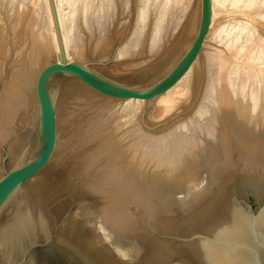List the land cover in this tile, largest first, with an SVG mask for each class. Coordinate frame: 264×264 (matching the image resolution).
<instances>
[{
  "label": "rangeland",
  "instance_id": "1",
  "mask_svg": "<svg viewBox=\"0 0 264 264\" xmlns=\"http://www.w3.org/2000/svg\"><path fill=\"white\" fill-rule=\"evenodd\" d=\"M167 1L168 0H157V1L156 0H57V1L53 0L55 15L57 17L60 34H61V27L59 25L60 21L58 20L59 17L57 15H60L62 21L64 20L63 28L65 30L63 29L64 30L63 32L65 36V43L62 40L63 48L66 46L64 51L67 48L68 55L69 54L71 55L70 51L71 52L74 51V53H72L71 56L69 55V57L71 59L73 58L75 59L76 56L75 53H77L75 51L77 49H80L78 50V54H77V57L79 55L80 57L76 58L78 60H76L75 62L87 65L92 70L96 71L100 75L104 76L105 78H108L109 80L115 83L121 85L133 86L130 85L128 81L135 74L141 73L143 69H145L143 67L150 66L151 64L154 63V61H156V59H157V63L160 61L161 62L164 61V55H162L164 53V48L166 50L169 47V45L174 40L177 39L180 29H182L183 24H185L186 21L185 18H183L182 20L179 19H181V15L184 14V9L187 0H183V1L170 0L168 1L169 4H167ZM1 2L4 3L2 4ZM172 3L179 5L177 6ZM165 4L167 6H165ZM0 5H1L0 16L2 15L0 17V21H2V23L0 22V27H1L2 35L4 36L3 37L4 39H2L0 42L2 43L0 44V60H1L0 69H2L1 71L4 73V74L1 73V75L3 74L2 75L3 77H1L0 80V98H1L2 89L4 87L3 82L5 80V75L7 76L8 73L10 72L18 73L19 71L20 72L19 76H22L25 75L26 73L25 70L28 68L27 66L28 63L30 64V61L31 63H35V64L41 63L42 59L45 57V56L43 57V55H46L45 52H47L48 48L51 47L48 44H51L50 41L52 39V34H54V32L56 37V31L49 5V0L46 1L8 0V2L7 0H0ZM212 5H213L212 10L214 11V13L212 12L213 19L211 20V24L209 27L210 29L207 34L208 38L207 37L205 38L206 42L203 43V47L201 48L199 56H197V58L198 57L199 58L196 59V62L198 61L196 63V66H198V72H199L198 74L200 75H198L199 77L197 76L198 78L195 77L196 80H194L195 78L192 79L190 84L192 88L189 87L188 93H185L183 96V98H185L187 94L188 96L190 94L189 97H191L192 99H190L188 96L187 97L189 98L191 104L189 103V100L186 97L187 99L183 100L186 101L185 102L186 105L184 104V102H181L182 104L179 105V107L185 106L183 108L188 109V110L186 109V112L181 109L178 110V112L172 111L174 114L170 112L172 115L167 114L164 116V118L162 117L163 118L162 120L156 119L157 121L154 120L153 122L154 117L152 116L153 109L151 107L152 106L151 104L157 97L151 99L152 101L151 100L144 101L143 103L144 108H142L141 114L139 113L140 110L138 111V113L135 112L134 114V112L132 113L129 111L127 112V109L125 110V108L123 107V105L125 106L126 104L125 100H122V102H125L124 104L122 102H119L121 100L116 101L112 99L108 100V98L104 99L103 96L97 94L96 92H94L92 89L81 83L76 78H72V77L53 78L54 81L50 83L49 87H50L51 95L55 102V112L57 109V113H58L56 119H58L59 117V121H60L62 119V117L60 116L64 117L62 119L63 120L62 123L64 125L60 124L62 120L60 122L58 121L57 128L59 131L56 128L57 130L56 134L59 133L56 135L57 136L56 142L58 144L57 146H61V147L58 148L57 146H55L56 148L54 147V152H53L54 154L52 153L48 163L35 176H33L25 183L21 193L14 199V202L11 207L19 206L27 199L41 195L49 199L57 209L59 213L60 225H62L65 229L69 231L72 230V228L74 227L76 234H79L88 240L89 239L92 240V243L95 246H97L106 256L112 258L111 261L114 264H135L139 262L140 264H154L153 260H156L154 255L156 254L155 253L156 250L159 248V246L157 245V239L162 238L164 236L175 235L174 231L175 228H177V227L172 228L174 224L173 222L166 224L163 222V220L161 221L160 217H162L161 215L163 214L161 212L164 210H172L174 208L175 209L180 208L182 205H184V204H180L177 201L178 199L176 200V198L183 196L178 194L177 195L178 197L177 196H175V198L173 197L174 195L173 191L175 189L176 191L178 190L176 185H174L176 184V178L174 175H172V172L169 173L167 171L164 174L162 172H157L152 168L154 161L158 162L157 160L160 161V158L161 160L163 159L164 150L168 145L167 143H169L167 142V139L165 140L167 145L165 144L164 139H162V141L159 140L162 142L160 143L158 140H156L158 136H160V134L163 135L164 133H166L164 132L165 131L164 129H168L169 127H171L176 119L177 120L175 124L179 125L182 124L184 121H186V119L191 117L194 114L193 111H195V108L197 111L198 109L197 106L199 105V103L202 104L207 102V104L208 103L209 104L208 105L200 104L201 106H199L200 109L198 110H201L202 112L200 111V113L197 114L198 116H196L199 117L200 115V117L198 118L200 119L199 124L197 123L198 122L197 119L196 121H193L191 125L189 124L187 125L188 130H190L192 137H194L195 134L197 135L198 130L200 133V130H203L204 126H206L204 127V129L207 128V126L208 127L210 126L209 124H211V120H212L210 119L212 115L211 112H213L214 115L215 105L216 108L220 105L226 106L227 104L226 102H228L227 106L229 107L231 106V108L232 107L236 108L240 104L242 106L239 105L240 106L239 108L241 109H244V107L246 109L249 108V112H250L251 108L253 110L254 107L252 104H254L255 108L257 109L259 103H260L259 106L262 105L261 103L264 104V41H263L264 40V0H213ZM56 6L59 9H57ZM140 6L142 7L140 8ZM164 6L165 8L168 7V9L166 8L167 9L166 10ZM138 7L140 8V10ZM159 7H161V9ZM19 8L22 13L21 16H20L21 13L19 11ZM46 9L49 10L50 20L47 19L46 15H48L47 14L48 11ZM141 11L142 12L144 11L142 15H141L142 13ZM173 12L174 14H172ZM18 14H19V19L17 16ZM157 15L158 17H155ZM175 15L177 18L175 17ZM29 18L31 19L33 18V20L35 21ZM43 19L44 20L46 19L47 21H44ZM159 19L160 21L163 20L161 22V28L159 25L160 24ZM15 20L19 22V25ZM137 20H139L140 22ZM49 21L51 22V24L53 23L50 26L51 28L48 25ZM177 21L180 22L179 25H178L179 22ZM26 22L32 24L34 23V24L33 25L30 24V26L28 24L25 27V24H27ZM175 22L177 23L178 28L175 34L173 33L172 36L170 35L171 34L170 31L171 29H173L171 26L173 25V27H175L176 26ZM36 24H38L39 26ZM12 29L16 32H14ZM24 31L26 34L24 33ZM69 31L71 33H69ZM42 32H44L45 34H43ZM33 35H35V37H33ZM129 35H131L132 37ZM67 36L69 40H67ZM98 36L99 37L102 36V39L101 37L99 39ZM29 37L32 38L30 39ZM161 38L162 41H164L165 38L164 41L165 43L162 44L163 47H161L160 51L157 52V50H155V53H151V47H156L157 42H159ZM180 38L184 39V35ZM44 40L46 41L49 40V41L47 43ZM155 40L158 41L156 42ZM42 42L44 43L43 44L44 46L41 45L42 47L41 49V47L39 46ZM127 42L129 43L130 47L132 46L131 49L133 48L132 50L135 51L133 52L134 53L133 55L131 54L132 53L131 49L129 50L130 47L127 44ZM56 43L59 50L58 42ZM36 44L38 46H36ZM115 45H118L119 48L118 46L114 47ZM135 46L137 48H135ZM44 47L46 48L45 50ZM120 47L121 49H123L122 51L125 52L127 51L128 53L127 52L124 53L121 51L122 54L123 53L124 54L123 56L122 54L120 55V50H119ZM123 47L126 48L124 49ZM69 48L72 49L70 50ZM36 49H39L38 52ZM174 49H175V45H174ZM33 50H35L37 54L36 52L34 53ZM149 51L151 57L149 56ZM80 53H82L83 55ZM33 54H35V56ZM40 54L42 57L37 56ZM125 54L128 56H124ZM27 56H29L30 59L29 57L27 59ZM37 57H40V60L39 58L37 59ZM206 58L207 59L209 58L208 60L211 59L212 60L209 62ZM143 60H147L148 62L147 61L145 62ZM129 61L130 62L132 61V63L129 64L128 63ZM2 62L4 63L2 64ZM139 62L141 64H139ZM200 66L203 67L201 68ZM35 67L39 68L40 66L36 65ZM206 80H209V82ZM57 81H60L58 85H56ZM196 81L198 82L196 83ZM65 82L66 84L64 85ZM20 84L21 86L23 85L22 83H19L18 84L19 86L17 85L18 88L20 87ZM60 84H62V86L63 85L65 86L63 87V90ZM220 86H222V88ZM205 87L208 89H206ZM80 89H82L83 91ZM215 89L218 90L219 92L215 93L217 92ZM72 92L74 94H72ZM220 92L222 93L224 92L225 95L224 94L223 95L226 97L222 96V93L219 94ZM70 93L73 96H71ZM32 94L33 92L31 93V95ZM203 95H204V99L202 98ZM205 97H208V99ZM217 97L218 98L221 97V99L219 98L218 100ZM222 98L225 99L222 100ZM226 99L228 100L225 102ZM58 100L60 103L58 102ZM91 100L94 102H91ZM200 100L204 102H201ZM57 102H58V107H57ZM214 102L218 103V105ZM193 103L198 105L197 106L195 104L193 105ZM223 103H225V105ZM102 104L103 106H101ZM187 104L190 106L192 105V107L188 106ZM232 104L235 105L238 104V105L234 107V105ZM244 104L246 106L248 105L249 107L248 106L246 107ZM213 105H214L213 107L214 109H211ZM251 105L253 107H250ZM121 106L123 109L121 108ZM204 107L207 109H205ZM262 107L260 109L264 110V108ZM64 108L66 109V111ZM203 108L205 109V112H207V110L210 108L208 110L209 112H207L208 115L211 114L210 117H207L208 115H206V113L203 112L204 111ZM255 108H254V112L257 110ZM190 110L191 112H189ZM259 110H257V112ZM21 112H19L18 114L19 118L21 117L20 115L22 114ZM254 112L251 111V113ZM149 113L152 114L151 116L153 118L150 115H148ZM176 113H178V115H176ZM187 113L188 114L192 113V114L188 116ZM137 114L138 116H140L139 118ZM201 114H204L206 118L202 115L203 117L202 119ZM175 115L181 118L179 117L175 118ZM126 116H128L129 118ZM147 117L150 118V121L149 118L147 119ZM184 117L187 118L185 119ZM172 118L173 119L175 118V120H172ZM183 118L184 120H182ZM204 118L210 119V123L209 120L208 121L205 120L207 123H209L208 125L207 123H205L206 124L205 125L201 121V120L204 121ZM132 120L134 121L133 123ZM126 122L128 124V125L126 124L127 127L125 125ZM169 122L170 123L172 122L171 125ZM195 122L196 125L198 124L197 125L199 126L198 128L195 125ZM164 123H166V125ZM119 125L121 128L118 127ZM202 125L204 126L202 127ZM31 126L34 125L30 122L28 127L29 131H27V133H25L24 131L27 129L26 126L18 131L17 135L20 137L19 138L20 142L23 143L25 138H27V135H29L31 129L33 130ZM136 126L137 128H135ZM139 126L142 127V129L138 128ZM163 126L165 127L164 129ZM190 128L192 130L194 129V131H196L195 129L197 128V133L191 131ZM129 129H134V130L138 129L140 133L143 132L142 135L144 134L143 138L141 137L142 135L139 134V136L141 137L140 138L141 141H140L138 135L135 136L133 135L139 133L138 130L137 131L135 130L136 132L134 130H131L132 134L130 133L131 134L130 136L132 137L138 136L137 138L141 142L140 143L137 140V138L134 139V137L133 138L131 137L132 141L135 142L136 140L139 142V143L135 142L134 144L135 146L139 144L142 148V145L143 146L145 145L144 146L145 148L143 147V149H140L139 145L138 148L136 147L137 149L143 150L144 153H146L144 155L142 151L140 152V150L139 151L137 150L138 152H136L138 154L140 153L139 155L142 154L141 156L137 155V157L139 156L138 157L139 160L137 157L134 158V160L137 159L140 163L142 162L141 164L142 166L140 168L136 167L134 164H131L128 157H125L124 159L125 165H123L124 168H122L120 160L119 159L117 160L115 157V156L123 155V152L122 150L120 151V148L122 149L123 147V149L125 150L126 145L133 144L132 141L130 140L129 134H127L130 132L128 131ZM162 129L164 130L163 132ZM125 131L128 132L126 133ZM87 132L93 133L89 137V139L85 137ZM122 135H124V138ZM147 135L150 137L152 136L150 138L151 140H153L152 145L154 146V144H156L157 142L158 145H155L156 148L159 147L160 149L161 146L162 149L160 150L163 151H160L159 149H157L159 150L157 151L156 148H152L153 146L152 147L150 146L151 145L150 143H152V141L151 142L148 141L149 137L148 139L145 138ZM21 136L24 138L23 140L21 139L22 138ZM128 137L129 139H126ZM60 138L62 140H58ZM120 138H122V140ZM154 138L156 139L154 140ZM76 141L78 142V144ZM22 143H20V145ZM146 143H148L147 147L148 145L150 146L149 148L146 147ZM161 144L164 145L165 148H163ZM70 145H73L74 147L76 145V147L77 146L78 147L74 148L72 146L73 147L72 148ZM6 147L7 146H5L4 149H2L3 153L0 150V153L3 156L2 159L3 168L4 165L6 167L8 165L11 166V160H12V156L10 155L9 149L7 150L8 147L7 148ZM60 148H65L66 151L64 149L65 152H63V150ZM134 148L135 147L133 146V149ZM136 148L134 150H130V154L131 152L136 151ZM146 148L147 151L145 152ZM150 148L154 149V152ZM58 149H59V153L58 152L56 153ZM5 150L7 151V153L9 152L10 158L9 157L6 158V154L4 152ZM151 151L155 153L158 157L161 155L163 157L161 156L158 159L156 156L157 160L153 161L155 157L153 156L154 154ZM159 152L160 153L162 152V154H159ZM60 153H64V154H60ZM136 153L133 154L136 156ZM112 154L113 155L115 154V156H113ZM90 155H94L93 157H95L94 159L95 161H92V166L77 174L75 172L77 163L81 159L82 160L79 163L84 162L86 158H89L88 156ZM55 156H57V158H55ZM146 156L150 157L148 161H146L148 158ZM152 156L154 158H151ZM140 157L142 159H140ZM145 157L146 159H143ZM145 162L147 164L143 165V163ZM106 165L107 168H105ZM116 165H118V169L120 170V172H122V175H124L125 179L123 181L119 180L118 178L122 175H120V173L116 170L115 168ZM72 167H74L73 168L74 170H72ZM71 170L76 175L72 174ZM135 176H142L141 177L142 179L136 182ZM105 177L109 179V182H106V184L103 185L101 184L99 185V187H95V188L87 187L88 183L91 184V182L88 181L90 180L92 181L93 178H100L99 183H102L103 181L102 178L105 179ZM182 193H185L184 189ZM232 193L240 197L242 201L243 199H246L247 203L251 205L252 210L254 211H257L260 207L264 206V190L263 191L259 190L258 187L254 185L252 182L242 179L239 176L235 177V179L233 180ZM137 197H140V202L137 201ZM144 206L148 208V210H150L148 213L144 212L143 210H139L140 208L138 207L143 208ZM175 211H178V209H176ZM177 230L181 232L178 228ZM159 251L162 252L161 249ZM157 264H159L158 261Z\"/></svg>",
  "mask_w": 264,
  "mask_h": 264
},
{
  "label": "bare ground",
  "instance_id": "2",
  "mask_svg": "<svg viewBox=\"0 0 264 264\" xmlns=\"http://www.w3.org/2000/svg\"><path fill=\"white\" fill-rule=\"evenodd\" d=\"M43 1H46V0H43ZM57 1V0H56ZM157 1V0H156ZM168 1H170V0H168ZM168 1H167V4H169L168 3ZM183 1V0H182ZM212 1L213 0H211V20L213 19V16H212V12L214 13V11L212 10L213 8H212ZM7 2H8V0H7ZM37 2V1H36ZM141 2V1H140ZM146 2V1H145ZM159 2V1H158ZM166 2V1H165ZM172 2V1H171ZM177 2V1H176ZM2 3V2H1ZM4 3V2H3ZM2 3V4H3ZM6 3V2H5ZM39 3V2H38ZM47 3V2H46ZM144 3V2H143ZM9 4H10V2H9ZM40 4V3H39ZM44 4H45V2H44ZM58 4V3H57ZM60 4V3H59ZM139 4H141V3H139ZM147 4V3H146ZM163 4V3H162ZM172 4H174V3H172ZM126 5V4H125ZM159 5V4H158ZM174 5H177V4H174ZM173 5V6H174ZM179 5V4H178ZM177 5V6H178ZM182 5V4H181ZM180 5V6H181ZM220 5V4H219ZM1 6V5H0ZM10 6V5H9ZM45 6H46V4H45ZM61 6V5H60ZM163 6V5H162ZM165 6H167L166 4H165ZM165 6H164V8H165ZM5 7V6H4ZM49 7V6H48ZM142 6H140V8H141ZM6 8V7H5ZM11 8V7H10ZM21 8V7H20ZM20 8H19V11H20ZM47 8V7H46ZM56 8H57V6H56ZM61 8V7H60ZM139 8V7H138ZM140 8H139V10H140ZM160 9H161V7H159ZM167 9H168V7H166ZM165 8V9H166ZM184 8V7H183ZM1 9V8H0ZM3 9V8H2ZM14 9H15V7H14ZM36 9V8H35ZM34 9V10H35ZM49 9V8H48ZM57 9H59V8H57ZM104 9V8H103ZM166 9V10H167ZM47 10V9H46ZM169 10H171V9H169ZM175 10H176V8H175ZM181 10H182V7H181ZM1 11V10H0ZM19 11H16V12H19ZM24 11V10H23ZM22 11V12H23ZM45 11V10H44ZM48 12H47V14L48 15H46L47 16V19L48 20H50L49 19V10H47ZM59 11V10H58ZM161 11V10H160ZM10 12V11H9ZM8 12V13H9ZM13 12H14V10H13ZM46 12V11H45ZM137 12H138V10H137ZM142 12V11H141ZM144 12V11H143ZM143 12L141 13V15L143 14ZM146 12H147V10H146ZM162 12V11H161ZM171 12V11H170ZM174 12H176V11H174ZM174 12L172 13V14H174ZM180 12V11H179ZM2 13V12H1ZM20 13H21V11H20ZM34 13V12H33ZM104 13V12H103ZM158 13V12H157ZM163 13V12H162ZM181 13H182V11H181ZM7 14V13H6ZM15 14V13H14ZM17 14V13H16ZM35 14V13H34ZM102 14V13H101ZM170 14V13H169ZM168 14V15H169ZM8 15V14H7ZM9 15H11V14H9ZM22 15V13L20 14V16ZM23 15H25V14H23ZM139 15V14H138ZM146 15V14H145ZM2 16V15H1ZM0 16V17H1ZM13 16V15H12ZM18 16V19H19V14L17 15ZM36 16H37V14H36ZM51 16V15H50ZM59 18H58V20L60 21V27H61V34H60V32H59V35H60V40H61V42H62V40H63V42L65 43V36H64V20L62 21L61 20V17H60V15H57ZM165 16V15H164ZM163 16V17H164ZM179 16V15H178ZM23 17V16H22ZM34 17V16H33ZM141 17V16H140ZM155 17H158V15L157 16H155ZM166 17H167V15H166ZM169 17V16H168ZM175 17H176V15H175ZM17 18V17H16ZM21 18V17H20ZM39 18V17H38ZM160 18H161V16H160ZM177 18V17H176ZM183 18H185V24H183V26H182V29H180V31H179V33H178V36H177V39L176 40H174L170 45H169V47L165 50V48H164V53L162 54V55H164V61H160V62H158L157 63V59H156V61H154V63L153 64H151L150 66H146V67H143V68H145V69H143V71L141 72V73H137V74H135L129 81H128V83L130 84V85H133V86H136V87H139V86H145V85H148V84H151V83H153L155 80H157L158 78H160L162 75H164L167 71H169L170 69H171V67H173V65L185 54V52L189 49V47H190V45H191V42H192V40H193V38H194V36H195V34H196V32H197V30H198V27H199V22H200V0H187V3H186V6H185V9H184V14H182L181 15V19H179V20H182ZM29 19H31V18H29ZM29 19H27V20H29ZM64 19V18H63ZM173 19V18H172ZM31 20H33V18L31 19ZM38 20V19H37ZM44 20V19H43ZM68 20V19H67ZM100 20V19H99ZM102 20V19H101ZM139 20H140V18H139ZM139 20H137V21H139ZM143 20V19H142ZM156 20V19H155ZM164 20H165V18H164ZM170 20V19H169ZM174 20H175V18H174ZM16 21V20H15ZM33 21H35V20H33ZM32 21V22H33ZM44 21H47L46 19L44 20ZM56 21H57V17H56ZM136 21V20H135ZM147 21V20H146ZM159 21H160V19H159ZM163 21V20H162ZM162 21H160V28H161V22ZM1 23H2V21H0ZM17 22V21H16ZM29 22V21H28ZM28 22H26L27 24H25V27H26V25H28L29 24V26H30V24L31 25H33L32 23H28ZM41 22V21H40ZM54 22V21H53ZM63 22V23H62ZM65 22H66V20H65ZM70 22V21H69ZM68 22V23H69ZM140 22V21H139ZM169 22V21H168ZM173 22V21H172ZM177 22H179V21H177ZM18 23V25H19V22H17ZM17 23H16V25H17ZM176 23V22H175ZM14 24H15V22H14ZM53 24V23H52ZM51 24V22L49 21L48 22V25H49V27L52 25ZM163 24V23H162ZM180 24V22L178 23V25ZM211 24V23H210ZM16 25H15V27H16ZM36 25H38V24H36ZM57 25H58V22H57ZM103 25V24H102ZM145 25V24H144ZM178 25H177V23H176V26L175 27H173V25L171 26L173 29H171V34L170 35H172L173 33L175 34V32H176V30H177V28H178ZM39 26V25H38ZM43 26V25H42ZM55 26V25H54ZM66 26V25H65ZM110 26V25H109ZM4 27V26H3ZM7 27V26H6ZM15 27H14V29H15ZM20 27V26H19ZM28 27V26H27ZM48 27V28H49ZM53 27V26H52ZM77 27V26H76ZM97 27H98V25H97ZM210 27V26H209ZM32 28V27H31ZM38 28V27H37ZM51 28V27H50ZM66 28V27H65ZM143 28V27H142ZM154 28H157V27H154ZM158 28H159V26H158ZM53 29V28H52ZM64 29V30H63ZM137 29H138V27H137ZM144 29V28H143ZM210 29V28H209ZM6 30V29H5ZM8 30V29H7ZM13 30V29H12ZM35 30V29H34ZM141 30V29H140ZM164 30V29H163ZM14 31V30H13ZM29 31H31V30H29ZM42 31V30H41ZM47 31H48V29H47ZM56 31V30H55ZM58 31H59V28H58ZM209 31V30H208ZM211 31V30H210ZM14 32H16V31H14ZM51 32H53V31H51ZM65 32H67V31H65ZM219 32V31H218ZM24 33H25V31H24ZM30 33V32H29ZM37 33V32H36ZM43 34H45L44 32H42ZM69 33H71L70 31H69ZM144 33V32H143ZM156 33V32H155ZM164 33V32H163ZM245 33V32H244ZM26 34V33H25ZM33 34V33H32ZM68 34V33H67ZM66 34V35H67ZM135 34V33H134ZM138 34V33H137ZM208 34V33H207ZM39 35V34H38ZM42 35V34H41ZM69 35V34H68ZM73 35V34H72ZM155 35V34H154ZM161 35V34H160ZM167 35V34H166ZM184 35V39H181L180 37H182ZM22 36V35H21ZM129 36H131V35H129ZM173 36V35H172ZM247 36V35H246ZM4 36L2 35V32H1V27H0V42H1V40L2 39H4L3 38ZM33 37H35V35H33ZM38 37V36H37ZM49 37V36H48ZM99 37V36H98ZM101 37V39H102V36H100ZM100 37H99V39H100ZM132 37V36H131ZM137 37V36H136ZM135 37V38H136ZM143 37V36H142ZM152 37H153V34H152ZM151 37V38H152ZM167 37V36H166ZM171 37V36H170ZM207 37V35L205 36V38ZM8 38V37H7ZM6 38V39H7ZM30 38V37H29ZM32 38V37H31ZM30 38V39H31ZM56 38H57V36L55 37V32H54V34H52V39H51V41H50V43L51 44H48V45H50L51 47L50 48H48V50H47V52H45V51H43V52H45L46 53V55H43V59H42V61H41V63H38V64H35V63H31V61H30V64L28 63V66H27V64H26V66L28 67L25 71H26V73H25V75H22V76H19L20 75V72L18 71V73H16V72H14V73H12V72H10V73H8V75L6 76L5 75V80H4V82H3V89H2V94H1V98H0V150H1V152L3 153V150L2 149H4V147L5 146H7L6 148H7V150L9 149V152H10V155L12 156V160H11V166L17 161V159L22 155V154H24V153H27V152H31L32 151V149H33V147H34V144H35V140H36V137H37V130H38V124H39V107H38V102H37V98H36V95H35V84H36V80H37V76H38V74L40 73V71L45 67V66H47L48 64H51V63H53V62H58V61H60L61 60V57H60V55H59V53H60V50H58V47H57V43L56 42H58V39H57V41H56ZM62 38V39H61ZM74 38V37H73ZM140 38V37H139ZM155 38V37H154ZM208 38V37H207ZM253 38V37H252ZM43 39H44V37H43ZM133 39V38H132ZM131 39V40H132ZM141 39V38H140ZM28 40V39H27ZM42 40V39H41ZM67 40H69L68 39V36H67ZM38 41V40H37ZM44 41H46V40H44ZM49 41V40H48ZM48 41H46L47 43H48ZM135 41V40H134ZM156 42L158 41V40H155ZM162 38H161V40L159 41V42H157V46L156 47H151V53H155V50H157V52L158 51H160V49H161V47H163V43H165L164 41H165V38H164V41H162ZM264 41V40H263ZM3 42V41H2ZM27 42V41H26ZM33 42V41H32ZM141 42V41H140ZM150 42H152V41H150ZM153 42H154V40H153ZM204 42H206V40L204 39V41H203V43ZM252 42V41H251ZM24 43V42H23ZM39 43V42H38ZM68 43V42H67ZM124 43V42H123ZM139 43V42H138ZM168 43V42H167ZM203 43H202V46H201V48L203 47ZM255 43V42H254ZM0 44H2V43H0ZM29 44V43H28ZM44 43L42 42L41 44H40V46L39 47H41V45L42 46H44L43 45ZM46 44V43H45ZM72 44V43H71ZM74 44V43H73ZM97 44V43H96ZM127 44L129 45V43L127 42ZM141 44V43H140ZM153 44H155V43H153ZM152 44V45H153ZM177 44H178V46H177ZM34 45V44H33ZM48 45H47V47H48ZM62 45H63V43H62ZM119 45H121V44H119ZM132 45H134V44H132ZM137 45H139V44H137ZM151 45V44H150ZM174 45H175V49H174ZM262 45V44H261ZM1 46H3V45H1ZM26 46V45H25ZM29 46H31V45H29ZM36 46H38L37 44H36ZM46 46V45H45ZM77 46V45H76ZM116 46H118V45H115L114 47H116ZM155 46V45H154ZM22 47H23V45H22ZM66 47V46H65ZM65 47L63 48V50L65 49ZM129 47H130V45H129ZM132 47V46H131ZM131 47L129 48V50L131 49ZM34 48V47H33ZM73 48V47H72ZM71 48V49H72ZM79 48V47H78ZM118 48H119V46H118ZM124 48V47H123ZM126 48V47H125ZM124 48V49H125ZM135 48H137L136 46H135ZM156 48V49H155ZM25 49V48H24ZM29 49V48H28ZM41 49H42V47H41ZM46 48L44 47V50H45ZM70 49V48H69ZM70 49V50H71ZM95 49H97V48H95ZM133 49V48H132ZM131 49V51H132V55L134 54L133 52H135V51H133ZM174 49V50H173ZM3 50V49H2ZM20 50V49H19ZM23 50V49H22ZM37 50V52H38V50L39 49H36ZM75 50V49H74ZM78 50H80V49H77L75 52H77V53H75L76 54V56H75V59H74V61H73V59H71L70 57H69V55L67 54V52H68V50H67V48H66V54H65V56H66V59H67V61L68 62H75L76 60H78V59H76V58H78V57H80V55L77 57V54H78ZM120 55L122 54V52H124V53H126L125 51H122L123 49H121V47H120ZM154 50V51H153ZM29 51V50H28ZM34 51V53L36 52L35 50H33ZM33 51H32V53H33ZM64 51V52H65ZM122 51V52H121ZM130 51V52H131ZM162 51V50H161ZM200 51H201V49H200ZM200 51H199V53H200ZM21 52V51H20ZM37 52H36V54H37ZM119 52V51H118ZM167 52V53H166ZM22 53V52H21ZM24 53V52H23ZM40 53H41V51H40ZM70 53H71V55H72V53H74V51L73 52H71L70 51ZM123 53V54H124ZM128 53V52H127ZM165 53H166V55H165ZM199 53H198V55L197 56H199ZM39 54V53H38ZM43 54V53H42ZM80 54H82V53H80ZM123 54H122V56H123ZM131 54H129V55H131ZM28 55V54H27ZM30 55V54H29ZM34 56H35V54H33ZM70 55V56H71ZM83 55V54H82ZM151 54H150V51H149V56H150ZM155 55V54H154ZM161 55V56H162ZM31 56H32V54H31ZM37 56H40V57H42L41 56V54L40 55H37ZM73 56V57H74ZM124 56H128V55H124ZM25 57V56H24ZM28 57L29 56H27V59H28ZM40 57H37V59L39 58V60H40ZM82 57V56H81ZM118 57H119V55H118ZM151 57V56H150ZM153 57V56H152ZM22 58V57H21ZM32 58H34V57H32ZM32 58H31V60H32ZM104 58V57H103ZM116 58H117V56H116ZM123 58V57H122ZM160 58V57H159ZM158 58V59H159ZM199 58V57H198ZM197 57L195 58V60L193 61V63L191 64V66L189 67V69L186 71V73L181 77V79L173 86V87H171L168 91H166L165 93H163V94H161V95H158L157 96V98L153 101V103L151 104L152 106V109H153V115L152 114H148V115H152L151 117L153 118V122H154V120L155 121H157L156 119H159V120H162L163 118H164V116L165 115H170L171 113H173V112H178V110H184L185 112H186V109L185 108H183V107H185V106H183V107H179V105L180 104H182L181 102H184V104H185V102L186 101H183V100H185V99H187L189 96H190V94H189V96H188V94H187V96H185V98H183V96H184V94L185 93H188V89H189V87H191L190 86V84H191V81H192V79H194L195 77H197L198 75H200V74H198L199 72H198V66H196V63L198 62H196V59H198ZM210 58V57H209ZM208 58V59H209ZM27 59H26V61H27ZM29 59H30V57H29ZM80 59V58H79ZM121 59V58H120ZM207 59V58H206ZM207 59V60H208ZM23 60V59H22ZM38 60V61H39ZM116 60V59H115ZM212 60V59H211ZM211 60H208L209 62L211 61ZM1 61V60H0ZM17 61V60H16ZM37 61V60H36ZM82 61V60H81ZM143 61H147V60H143ZM142 61V62H143ZM141 62V61H140ZM139 62V64H141ZM148 62V61H147ZM4 62H2V64H3ZM129 64H131L132 63V61L130 62H128ZM144 63V62H143ZM22 64V63H21ZM128 64V65H129ZM209 64V63H208ZM0 65H1V63H0ZM9 65V64H8ZM36 65H38V66H40L39 68H37V67H35ZM136 65H138V64H136ZM210 65V64H209ZM21 66V65H20ZM34 67V68H33ZM201 67V66H200ZM203 67V66H202ZM201 67V68H202ZM208 68H210V67H208ZM37 69V70H36ZM2 69H0V80H1V77H3L2 75L4 74L2 71H1ZM200 70V69H199ZM209 70V69H208ZM15 71H17V70H15ZM22 71V70H21ZM201 72V71H200ZM1 73H3L2 75H1ZM222 74V73H221ZM212 75V74H211ZM223 76V75H222ZM199 77V76H198ZM197 77V78H198ZM208 77V76H207ZM202 78V77H201ZM204 78V77H203ZM210 78V77H209ZM209 78H207V79H209ZM217 79V78H216ZM227 79V78H226ZM194 80H196V78L194 79ZM198 80V79H197ZM209 80H211V79H209ZM209 80H206V81H208L209 82ZM220 80H221V78H220ZM224 80V79H223ZM54 81V79H52L50 82H49V85H50V83H52ZM218 81V80H217ZM60 81H57V84L56 85H58V83H59ZM198 81H196V83H197ZM19 83H22L23 85L21 86V84H20V87L18 88L17 87V85L19 84ZM211 83H212V81H211ZM221 83V82H220ZM226 83V82H225ZM66 84V82L64 83V85ZM208 84V83H207ZM61 86H62V84H60ZM62 86V90H63V87H65V86ZM195 85V84H194ZM198 85H199V83H198ZM212 85V84H211ZM19 86V85H18ZM70 86V85H69ZM197 86V85H196ZM224 86V85H223ZM221 88H222V86H220ZM192 88V87H191ZM206 88V87H205ZM213 88V87H212ZM220 88V89H221ZM194 89V88H193ZM206 89H208V88H206ZM80 90H82V89H80ZM197 90V89H196ZM216 90V89H215ZM230 90V89H229ZM70 91V90H69ZM69 91H68V93H69ZM71 91H74V90H71ZM77 91V90H76ZM78 91H79V89H78ZM77 91V92H78ZM83 91V90H82ZM94 91V90H93ZM204 91V90H203ZM208 91V90H207ZM206 91V92H207ZM212 91V90H211ZM217 92H215V93H218L219 91L218 90H216ZM221 91V90H220ZM33 92V94L31 95V93ZM95 92V91H94ZM192 92H193V90H192ZM198 92V91H197ZM213 92V91H212ZM97 93V92H96ZM205 93V92H204ZM203 93V94H204ZM208 93V92H207ZM222 92H220L219 94H221ZM65 94V93H64ZM72 94H74L73 92H72ZM78 94H80V93H78ZM97 94H99V93H97ZM206 94V93H205ZM204 94V95H205ZM224 94V92L222 93V96H224L223 95ZM70 95H71V93H70ZM77 95V94H76ZM82 95V94H81ZM99 95H101V94H99ZM204 95H203V99H204ZM207 95V94H206ZM212 95V94H211ZM71 96H73V95H71ZM70 96V97H71ZM75 96V95H74ZM80 96V95H79ZM79 96H77V97H79ZM101 96H103L104 97V99L105 98H108V100L109 99H112V100H121V101H119V102H122V100H125V102H126V104H125V102H122V103H124L125 104V106L123 105V107L125 108V110L127 109V112L129 111V112H134V114H135V112L136 113H138V111H139V113L141 114V110H142V108H144V105H143V103H144V100H139V99H116V98H111V97H107V96H104V95H101ZM219 96V95H218ZM187 97V98H186ZM209 97V96H208ZM208 97H205V98H207L208 99ZM224 97H226V96H224ZM61 98V97H60ZM190 99H192L191 97H189ZM189 98H188V100H189ZM212 98V97H211ZM218 98V97H217ZM220 99H221V97H219ZM219 98H218V100H219ZM227 98H228V96H227ZM68 99H69V97H68ZM223 99H225V98H222V100ZM85 100V99H84ZM107 100V99H106ZM211 100V99H210ZM221 100V101H222ZM228 99H226L225 100V102L227 101ZM150 101V100H149ZM152 101V100H151ZM201 101V100H200ZM208 101V100H207ZM239 101H241V100H239ZM58 102H59V100H58ZM58 102H57V107H58ZM66 102V101H65ZM68 102V101H67ZM91 102H94V101H92L91 100ZM127 102H130V103H127ZM201 102H204V101H201ZM206 102V101H205ZM224 102V101H223ZM60 103V102H59ZM112 103V102H111ZM121 103V104H122ZM149 103V102H148ZM189 103L191 104V102H190V100H189ZM188 103V104H189ZM214 103H216V102H214ZM213 103V104H214ZM222 103V102H221ZM221 103H219V104H221ZM227 104H228V102H226ZM110 104V103H109ZM108 104V105H109ZM150 104V103H149ZM187 104V105H188ZM195 103H193V105H194ZM201 103H199V105L197 106L196 104V106H197V108L198 109H200V107L199 106H201L202 104H207V102L206 103H202L201 105H200ZM209 104V103H208ZM207 104V105H208ZM217 105H218V103H216ZM224 105H225V103H223ZM227 104H226V106H222V105H220V106H218L217 108H216V105H215V112H214V115H213V112H211V110H210V112L212 113V115H211V117H210V115H208V113L207 112H209L208 110L210 109H208L207 110V112H205V109H207V108H203L204 109V113H206V115H208L207 117H210V119H212L211 120V124H209L210 123V119L209 118H207V119H205L206 118V116L204 115V114H201V117H202V115L205 117L204 118V121L203 120H201L204 124L205 123H207L205 120H209V123H207V125L209 124L210 126L208 127L207 126V128H205L204 129V127H206V126H204V125H202V127H203V130H200V133H199V130H198V133H197V128L199 127V126H197L199 123H200V119H198L199 117H200V115H199V117H196V116H198L197 114L198 113H200V111L201 110H198L197 109V111H196V108H195V111H193L194 112V114L191 116V117H189L188 119H186L185 117V119H186V121H184L182 124H179V125H176L175 123H176V120H175V118L177 117L176 115H178V113H176V115H175V118L173 119L172 118V120H175L174 121V123H173V125L171 126V127H169L168 129H164L165 127V125H166V123H164L165 125L163 126V129L165 130H163L162 129V132L164 131V132H166V133H164L163 135L162 134H160V136H158V138L156 139V138H154V140L156 139V140H161L162 141V139H164V142H165V144H166V139H167V142H169V143H167L166 145H167V147L165 148V146L164 145H162L163 146V148H165V150H164V157H163V159L161 160V158H160V161L159 160H157L156 159V154L155 153H153L154 152V149H151L152 151V153L154 154H152L153 156L151 157V158H154L153 159V161L154 160H157L158 162H155L154 161V164L152 165L153 167V169L154 170H156L157 172H162V173H166L167 171L170 173V172H172V175H174L175 176V178H176V184H174V185H176V187H177V190L178 191H176V189L173 191V193H174V195H173V197L175 198V196H177L178 194L179 195H181V196H183V197H179V198H176V200L180 203V204H184V205H182L180 208H176V209H178V211H175L176 209L174 208V209H172V210H164V211H162L161 213H163L161 216L162 217H160V219H161V221L163 220V222L164 223H166V224H169V223H174L173 224V226H172V228H175V227H177L181 232H179L178 230H177V228H175V234H181V233H184V232H186V231H188V230H190V229H193V228H195V227H197V226H199V225H202L207 219H208V217L225 201V199L232 193V185H233V180L235 179V177H241L242 179H245V180H247V181H250V182H252L254 185H256L257 187H258V189H260V190H264V110H262V109H260L261 107H262V105H263V107L262 108H264V104L263 103H261L262 105H260L259 106V104H258V109L257 108H255V105L254 104H252L250 107H253V110H252V108H251V110H250V112H249V108L248 109H246L244 106V109H241V108H239L240 106H242V105H238V104H232V105H234V107L235 106H237L238 105V107H236V108H231V106L229 107V106H227ZM116 105H118V104H116ZM147 105V104H146ZM186 105V104H185ZM231 105V104H230ZM245 105V104H244ZM249 105H250V103H249ZM68 106V105H67ZM101 106H103V104L101 105ZM149 106V105H148ZM188 106H190V105H188ZM204 106H206V105H204ZM210 106H211V104H210ZM246 106V105H245ZM248 106V105H247ZM246 106V107H247ZM59 107H60V105H59ZM114 107V106H113ZM117 107V106H116ZM187 107V106H186ZM190 107H192V105L190 106ZM214 107V105L211 107V109H214L213 108ZM249 107V106H248ZM260 107V108H259ZM61 108H63V107H61ZM65 108H66V106H65ZM64 108V109H65ZM107 108V107H106ZM120 108V107H119ZM121 108H122V106H121ZM254 108L255 109H257V110H259L258 112H257V110L254 112ZM63 109V110H64ZM108 109V108H107ZM116 109H118V108H116ZM123 109V108H122ZM149 109V108H148ZM190 109V108H189ZM193 109V108H192ZM191 109V110H192ZM202 109V108H201ZM109 110V109H108ZM188 110V109H187ZM191 110L189 111V112H191ZM21 111H23V112H21ZM65 111H66V109H65ZM122 111V110H121ZM173 111V112H172ZM251 111H253L254 113H251ZM19 112H21L22 114H20L21 115V117L19 118L18 117V114H19ZM151 112V111H150ZM171 112V113H170ZM180 112V111H179ZM184 112V113H185ZM202 112V111H201ZM63 113V112H62ZM144 113V112H143ZM145 113H146V111H145ZM148 113V112H147ZM65 114V113H64ZM67 114V113H66ZM126 114H128V113H126ZM174 114V113H173ZM183 114V113H182ZM188 114V113H187ZM192 113H190V114H188V116H190ZM143 115V114H142ZM172 115V114H171ZM186 115V114H185ZM57 116H58V113H57V109H56V112H55V118H57ZM60 116V115H59ZM137 116H138V114H137ZM179 116H180V114H179ZM178 116V117H179ZM184 116V115H183ZM182 116V117H183ZM60 117H62V119L64 118L63 116H60ZM68 117V116H67ZM126 117H128V116H126ZM133 117V116H132ZM140 116H138V118H139ZM163 117V118H162ZM173 117V116H172ZM177 117V118H178ZM129 118V117H128ZM149 117H147V119H148ZM151 118V119H152ZM161 118V119H160ZM179 118H181V117H179ZM184 118L182 119V120H184ZM196 118V119H195ZM61 119V118H60ZM61 119V120H62ZM67 119V118H66ZM135 119V118H134ZM146 119V118H145ZM168 119V118H167ZM198 119V120H197ZM202 119H203V117H202ZM57 121H56V128H57V125H58V121H59V117H58V119H56ZM60 120V121H61ZM128 120V119H127ZM136 120V119H135ZM180 120V119H179ZM178 120V121H179ZM181 120V121H182ZM198 121L197 123V125H196V122H195V125L197 126V128L195 129L196 131H194V129L192 130L191 128V131H194V132H196L197 133V135L195 134V136L194 137H192V135H191V133H190V130H188V127H187V125L189 124V125H191V123H193V121ZM59 121V122H60ZM68 121V120H67ZM130 121V120H129ZM147 121V120H146ZM149 121H150V118H149ZM152 121V120H151ZM32 123L34 126H31L32 128H33V130L31 129V131H30V133H29V135H27V138H25V140L23 141V143L22 142H20V137L17 135L18 134V131L22 128H24L25 126H26V130H24L25 131V133H27V131H29L28 130V127H29V123ZM63 120L61 121V123L60 124H62V125H64L63 123ZM124 122V121H123ZM134 121L132 120V123H133ZM180 122V121H179ZM178 122V123H179ZM144 123H145V121H144ZM150 123V122H149ZM170 123V122H169ZM172 123V122H171ZM171 123H170V125H171ZM59 124V125H60ZM127 124V122L125 123V125ZM67 125V124H66ZM124 125V126H125ZM128 125V124H127ZM127 125H126V127H127ZM135 125H137V124H135ZM161 125V124H160ZM206 125V124H205ZM201 126V125H200ZM119 128H121L120 127V125L118 126ZM160 127V126H159ZM167 127V126H166ZM187 127V128H186ZM191 127H193V126H191ZM195 127V126H194ZM19 128V129H18ZM61 128V127H60ZM64 128V127H63ZM62 128V129H63ZM119 128H118V130H119ZM123 128V127H122ZM135 128H137V126L135 127ZM138 128H140V129H142V127H138ZM117 129V128H116ZM189 131V133H188V131ZM57 130H58V128H57ZM56 130V131H57ZM61 130V129H60ZM131 130H134V129H129L128 131H130L129 133H127L126 131V133L127 134H129V136L132 134V132H131ZM136 130V129H135ZM134 130V131H135ZM138 130V129H137ZM136 130V131H137ZM184 130V131H183ZM59 131V130H58ZM135 131V132H136ZM158 131V130H157ZM64 132V131H63ZM125 132H123V133H125ZM134 132V133H135ZM138 132H139V130H138ZM145 132V131H144ZM149 132H151V131H149ZM60 133H62V132H60ZM88 133V132H87ZM86 133V135H85V137L86 138H88L89 139V137L93 134V133H91V132H89L88 134ZM131 133V134H130ZM142 133L143 132H139V133H137V134H133L134 136L135 135H138L139 136V134L140 135H142ZM21 134V133H20ZM57 134H59V133H57ZM56 134V135H57ZM151 134H153V133H151ZM158 134V133H157ZM193 134V133H192ZM23 135V134H22ZM25 135V134H24ZM125 135V134H124ZM124 135H122L123 136V138H124ZM144 135V134H143ZM141 136L142 138L144 137V136ZM162 135V136H161ZM60 136V135H59ZM118 136V135H117ZM121 136V135H120ZM126 136V135H125ZM128 136V135H127ZM133 136V137H134ZM137 136V137H138ZM154 136V135H153ZM22 137V136H21ZM26 137V136H25ZM57 137V136H56ZM132 136H130V140L133 138H131ZM137 137H134V139L135 138H137ZM140 136H139V140H140V138H141ZM148 137H149V140L148 141H152V143H150L151 145V147L153 146L152 144H153V140H151L150 138L152 137H150V136H146L145 138H147L148 139ZM85 138V139H86ZM144 138V139H145ZM22 140L24 139L23 137L21 138ZM83 139V138H82ZM84 139V140H85ZM121 140H122V138H120ZM126 139H129V137L128 138H126ZM58 140H62L61 138L60 139H58ZM57 140V141H58ZM87 140V139H86ZM108 140V139H107ZM129 140V141H130ZM137 140H138V138H137ZM138 140V141H139ZM66 141V140H65ZM79 141H81V140H79ZM125 141V140H124ZM132 141V140H131ZM130 141V142H131ZM138 141H136L135 140V142H138ZM141 141V140H140ZM139 141V142H140ZM161 141H159L160 143H162ZM59 142V141H58ZM61 142V141H60ZM63 142V141H62ZM74 142V141H73ZM77 142V141H76ZM75 142V143H76ZM109 142H110V140H109ZM121 142V141H120ZM123 142V141H122ZM129 142V143H130ZM135 142L134 141H132V143L133 144H128V145H126L125 146V150H126V152H125V150L123 149V147H122V149L120 148V151L122 150V152H123V155L121 156V155H119V156H115V154L117 153H115L113 156H115L116 157V159L118 160H120V162H121V165H122V168H124L123 167V165H125L124 164V159H125V157H128V159H129V161H130V163L131 164H134L136 167H138V168H140L142 165V162L140 163L138 160H139V156H141V155H139L138 153H136V152H138L140 149H143V147L145 146H143L142 145V148H141V146L139 145V144H137V146H135L134 144H135ZM138 142V143H139ZM156 142V141H155ZM20 143H22L21 145H20ZM56 143V145L55 146H57L58 144H57V142H55ZM64 143V142H63ZM80 143V142H79ZM141 143V142H140ZM149 143V142H148ZM148 143H146V147H147V144ZM77 144H78V142H77ZM76 144V145H77ZM59 145H60V143H59ZM63 145V144H62ZM69 145V144H68ZM67 145V146H68ZM76 145H75V147L73 146V145H70L71 147L73 146L74 148H77L76 147ZM138 145L140 146L139 148L140 149H137L138 148ZM155 145H158L157 144V142H156V144H154V146ZM64 146H65V144H64ZM63 146V147H64ZM107 146H108V144H107ZM106 146V147H107ZM111 146V145H110ZM133 146L136 148V151H134V152H131V154H130V150H134L133 149ZM149 145H148V147L147 148H149L150 147ZM152 147V148H156V146L155 147ZM58 147H61V146H57V148ZM72 147V148H73ZM80 147V146H79ZM56 148V147H55ZM67 148V147H66ZM70 148V147H69ZM145 148V147H144ZM147 148H146V150H145V152L147 151ZM19 149V150H18ZM60 149H62L63 150V152H65L66 151V149L65 148H60ZM64 149H65V151H64ZM102 149V148H101ZM157 149H159V147H157L156 148V150ZM160 149H162V147L160 146ZM159 149V150H160ZM62 150H60V151H62ZM98 150V149H97ZM110 150H112V149H110ZM138 150V151H137ZM155 150V151H156ZM159 150H157V151H159ZM106 151V150H105ZM143 152V154L145 155L146 153H144V151L143 150H140V152ZM156 151V152H157ZM160 151H163V150H160ZM5 152V154H6V158H8L9 157V152L7 153V151L5 150L4 151ZM53 152H54V150H53ZM59 153V149H58V151H56V153ZM103 152V151H102ZM107 152V151H106ZM109 152V151H108ZM111 152V151H110ZM148 152H150V151H148ZM147 152V153H148ZM93 153V152H92ZM92 153H90V154H92ZM104 153V152H103ZM103 153H102V155H103ZM112 153V152H111ZM127 153V154H126ZM133 153H136V156L133 154ZM158 153V152H157ZM54 154V153H53ZM60 154H64V153H60ZM59 154V155H60ZM94 154H95V152H94ZM105 154V153H104ZM119 154H120V152H119ZM151 154V153H150ZM159 154H162V152L160 153L159 152ZM158 154V155H159ZM111 155V156H112ZM117 155V154H116ZM125 155H127V156H125ZM137 155H139L138 157H137ZM54 156V155H53ZM58 156V155H57ZM57 156H55V158H57ZM61 156V155H60ZM59 156V157H60ZM94 155H90V156H88L89 158H86V160L84 161V159H83V161L84 162H82V163H79V162H81V160L77 163V166H76V169H75V172L77 173V174H79V172H82V171H84L85 169H87V168H89V167H91L92 166V161H95L94 159H95V157H93ZM110 156V157H111ZM133 156H135V157H133ZM151 156V155H150ZM161 156H159V157H161ZM58 157V158H59ZM65 157V156H64ZM138 158V160L136 161V160H134V158ZM146 157H148V156H146ZM146 157L145 158H143V159H146ZM159 157L157 156V158L159 159ZM10 158V157H9ZM62 158V157H61ZM150 157H148L147 158V160L146 161H148V159H149ZM2 159H3V156L1 155V153H0V178L3 176V174L7 171V169L8 168H10L11 166H5L4 165V168L6 169H4L3 168V166H2ZM140 159H142L141 157H140ZM151 160V159H150ZM135 161H136V163H135ZM141 161V160H140ZM145 161V160H144ZM152 161V160H151ZM107 162V161H106ZM105 162V163H106ZM149 163V162H148ZM152 163V162H151ZM107 164V163H106ZM144 164H147L146 162L145 163H143V165ZM149 165V164H148ZM151 165V164H150ZM73 166H75V165H73ZM74 167H72V170H74L73 169ZM105 168H107V165H106V167ZM116 170L120 173V175H122V172H120V170L118 169V165H116ZM72 170H71V172H72ZM69 172V171H68ZM105 173H106V171H105ZM72 174H74L73 172H72ZM74 175H76V174H74ZM142 176H135V181L136 182H138L139 180H141L142 178H141ZM119 178V180H121V181H123L125 178H124V175H122V176H120V177H118ZM99 179L100 178H93L92 179V181L90 180V181H88V182H91V184L90 183H88L87 185V187H89V188H95V187H99V185H103V184H106V182H109V179H107L106 177H105V179L104 178H102V183H99ZM97 181H98V183H97ZM26 183V182H25ZM25 183L24 184H22L20 187H19V189H17V191L11 196V198L9 199V201L6 203V205L3 207V208H11V206H12V204H13V202H14V199L21 193V191H22V189H23V187H24V185H25ZM183 189L185 190V193H182V191H183ZM182 193V194H181ZM178 197V196H177ZM137 201L138 202H140V197H137ZM176 202V201H175ZM136 208V207H135ZM138 208H140L139 210H143L144 212H149L150 210H148V208H146L145 206L143 207V208H141V207H138ZM137 208V209H138ZM70 231H72V232H74L75 233V230H74V227L72 228V230H70ZM92 239V238H91ZM88 240V239H87ZM88 241H90L91 243H92V240H88ZM157 245H158V243H157ZM159 246V245H158ZM160 250V247L156 250V254L154 255V257L156 258V260H153L154 261V264H157V261H158V263L159 264H170V262H169V260L167 259V257L164 255V253L163 252H160L159 251ZM153 254V253H152ZM108 255V254H107ZM108 257V256H107ZM110 260L112 259L111 257H108ZM156 262V263H155ZM135 264H140V262L139 263H135Z\"/></svg>",
  "mask_w": 264,
  "mask_h": 264
},
{
  "label": "water",
  "instance_id": "3",
  "mask_svg": "<svg viewBox=\"0 0 264 264\" xmlns=\"http://www.w3.org/2000/svg\"><path fill=\"white\" fill-rule=\"evenodd\" d=\"M61 60L37 76V137L0 178V264H114L97 246L60 225L52 202L39 195L3 208L19 187L49 161L56 142L55 102L49 82L72 77L95 92L116 99L148 101L173 87L197 57L211 23V0H200L198 30L185 54L160 78L145 86L115 83L87 65L68 62L60 40L53 0H49ZM260 190V189H259ZM157 243L170 264H264V206L252 210L231 193L202 224Z\"/></svg>",
  "mask_w": 264,
  "mask_h": 264
}]
</instances>
